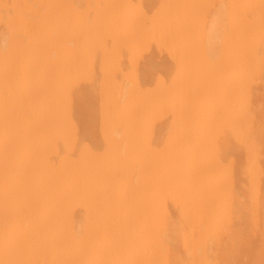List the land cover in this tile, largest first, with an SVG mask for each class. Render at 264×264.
Instances as JSON below:
<instances>
[{
  "label": "bare ground",
  "instance_id": "bare-ground-1",
  "mask_svg": "<svg viewBox=\"0 0 264 264\" xmlns=\"http://www.w3.org/2000/svg\"><path fill=\"white\" fill-rule=\"evenodd\" d=\"M0 264H264V0H0Z\"/></svg>",
  "mask_w": 264,
  "mask_h": 264
}]
</instances>
